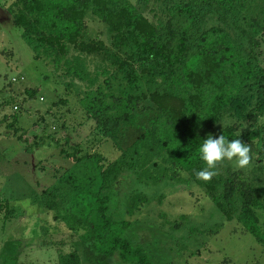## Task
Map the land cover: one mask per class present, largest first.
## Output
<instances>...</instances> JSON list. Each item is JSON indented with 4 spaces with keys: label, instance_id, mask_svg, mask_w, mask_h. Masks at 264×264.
Masks as SVG:
<instances>
[{
    "label": "trees",
    "instance_id": "16d2710c",
    "mask_svg": "<svg viewBox=\"0 0 264 264\" xmlns=\"http://www.w3.org/2000/svg\"><path fill=\"white\" fill-rule=\"evenodd\" d=\"M7 8L34 58L65 81L70 95L53 104L58 130L49 131L43 115L40 122L72 165L31 193L33 202L53 213L54 224L43 225L44 233L61 225L77 235L72 251L60 253L56 264H155L142 243L123 232L149 205L162 204L166 192L150 191L161 184H197L225 221L235 220L237 229L264 244V181L255 179L264 164L256 166L253 180L225 163L210 181L195 176L206 166L199 148L209 134L240 139L251 146L252 157L264 159V64L258 59L264 0H12ZM89 15L104 24L108 42L88 35ZM38 91L30 88L26 95ZM12 99L6 103L17 102ZM23 103L14 106L7 126L28 141L18 126ZM72 103L94 123L95 133L117 146L143 112L155 110L157 117L109 159L100 150L83 151L69 135L55 139L59 129H69L59 109L71 113ZM43 144L44 136L26 148ZM0 212L16 215L10 200L0 202ZM188 218L179 215L173 228Z\"/></svg>",
    "mask_w": 264,
    "mask_h": 264
},
{
    "label": "rangeland",
    "instance_id": "374dc122",
    "mask_svg": "<svg viewBox=\"0 0 264 264\" xmlns=\"http://www.w3.org/2000/svg\"><path fill=\"white\" fill-rule=\"evenodd\" d=\"M11 1L0 0V202L10 200L16 215L7 218L5 212H0V264H56L60 253L72 251L77 235L61 225L57 230L49 228L51 230L44 233L43 225L54 224L53 213L33 202L31 193L51 184L60 172L72 165V160L63 157L60 147L48 138L40 122L43 115L49 131L58 130L60 126L54 123L52 116L56 112L53 104L70 95L66 92L65 81L59 79L44 61L34 58L22 29L13 23V16L7 8ZM88 22L89 36L109 41L106 27L97 17L89 15ZM259 51L258 59L264 64V39ZM36 87L39 90L37 95L29 98L26 90ZM12 97L17 102L7 104V100L13 101ZM20 102L24 103L18 126L24 127L28 141L18 139L14 130L7 126L16 112L14 106L19 107ZM58 115L66 119L69 129H59L55 139L62 140L69 135L83 151L100 150L107 158L115 159L120 154L119 147L131 144L151 125L157 112H143L139 124L121 134L119 146L111 140L104 141L102 135L95 133L94 123L82 115L79 107L74 105L71 113L67 107H61ZM37 119L38 122L34 123ZM42 136L45 145L27 150V145L39 141ZM256 159L254 156L250 166L242 169L251 180L258 175L256 166L264 164V159ZM223 163V166L228 164L238 169L235 161L225 160ZM219 167V170L226 168ZM255 179L264 181V173ZM164 185L150 189L166 192L162 204L149 205L144 211L145 216L132 218L134 223L123 232L134 244L142 243L155 264H264V244L252 234L237 229L239 225L235 220L225 221L204 189L195 183L176 188ZM117 204V200L112 203V210L115 211ZM119 213V218H127L123 211ZM160 213L167 216L163 218ZM181 214H188L189 218L175 229L172 225ZM139 219L140 222L136 223ZM222 224L220 231L215 233V228ZM194 227L198 230L191 233ZM208 230L213 231L207 233ZM44 240L50 243L44 245ZM114 264L120 263L115 261Z\"/></svg>",
    "mask_w": 264,
    "mask_h": 264
},
{
    "label": "clouds",
    "instance_id": "9594fccd",
    "mask_svg": "<svg viewBox=\"0 0 264 264\" xmlns=\"http://www.w3.org/2000/svg\"><path fill=\"white\" fill-rule=\"evenodd\" d=\"M251 153V146L240 139L229 141L223 134L215 138L209 134L199 148L200 158L206 166L196 171L195 176L198 180L210 181L218 174L216 171L218 165L225 160L235 161L238 169H246L252 163Z\"/></svg>",
    "mask_w": 264,
    "mask_h": 264
}]
</instances>
